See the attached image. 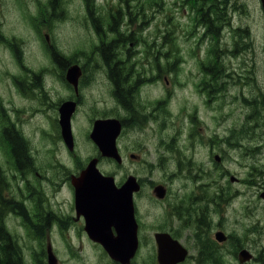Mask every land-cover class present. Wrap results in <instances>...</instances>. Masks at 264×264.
<instances>
[{
    "label": "rangeland",
    "instance_id": "obj_1",
    "mask_svg": "<svg viewBox=\"0 0 264 264\" xmlns=\"http://www.w3.org/2000/svg\"><path fill=\"white\" fill-rule=\"evenodd\" d=\"M48 2L0 0V131L11 123L25 141L34 168L24 176L40 194L44 208L54 209L59 217L74 215L72 187L65 178L76 175L89 158L97 156L88 137L90 119L112 116L129 124L117 140L122 164L101 159L97 168L117 183L135 176L146 191L140 203L143 225H138L134 264L155 260V232L176 234L181 229L185 245L195 233L186 225H161L171 219L153 200L154 183L167 186L174 205L192 208L195 216L205 215L206 222L215 224L219 218L225 225H257L259 218L253 221L261 210L256 213L253 205L264 202L257 201L250 184L264 181V15L259 0H227L230 20L219 43L225 50L224 73L232 76L220 80V91L204 83H209L208 76L200 67L211 58L212 41L195 25L194 10L186 0H60L54 12ZM88 6L106 39L96 31ZM117 11V27L133 38L117 43L115 50L127 80L136 81L129 112L114 95L108 68L97 51L102 41L116 37L108 32V24ZM51 12L56 16L47 23ZM238 28L247 29L250 50L233 54ZM52 52L81 69L80 102L71 124L73 152L58 137L53 121L60 101L74 95L64 81L67 67L62 68ZM32 74L38 78L33 80ZM209 90L218 93L210 102L206 100ZM252 111L261 113L257 134L247 127ZM249 142L257 148L251 150ZM221 149L226 153L221 163L244 179L241 185L228 187L241 191L230 205L220 200L230 190L213 161ZM9 159L0 137L4 188L17 199L24 192L22 177ZM5 224L20 245L25 264H48L47 248L55 264H116L88 239L83 225L72 220L45 226L41 236L16 213L6 215Z\"/></svg>",
    "mask_w": 264,
    "mask_h": 264
},
{
    "label": "water",
    "instance_id": "obj_2",
    "mask_svg": "<svg viewBox=\"0 0 264 264\" xmlns=\"http://www.w3.org/2000/svg\"><path fill=\"white\" fill-rule=\"evenodd\" d=\"M260 2L264 10V0ZM79 76V67L73 65L67 69L65 78L76 87ZM74 109L73 102H64L59 107L61 136L69 150L73 146L70 117ZM121 127L120 121L115 118L96 120L89 134L99 155L113 159L117 163L121 162L116 147ZM97 163L98 158L90 159L78 176L71 177L76 215L84 218V231L91 241L99 243L115 262L128 264L138 246L132 194L138 191L139 186L135 178L130 176L117 187L112 176L100 173L96 167ZM153 192L159 198L165 193L161 186H156ZM155 239L160 264H176L185 258V250L167 234H156ZM47 262L48 264L56 262L49 248Z\"/></svg>",
    "mask_w": 264,
    "mask_h": 264
},
{
    "label": "trees",
    "instance_id": "obj_3",
    "mask_svg": "<svg viewBox=\"0 0 264 264\" xmlns=\"http://www.w3.org/2000/svg\"><path fill=\"white\" fill-rule=\"evenodd\" d=\"M194 10L195 25L201 30L203 36H208L212 41L209 47L210 60L207 63H203V73L207 74L208 79L206 86L212 91H220V80L225 77L232 76L224 73L226 68L223 64L224 48L220 45L219 40L221 38L222 30L225 26L229 25V15L226 10L228 8L227 0H186ZM51 10L54 12L56 7H60V0H49ZM92 9L88 6V14L91 19L94 18L93 24L101 38L106 39L102 29L98 25V20L91 15ZM43 12V10L41 11ZM132 14V13H129ZM56 16L55 13H49L46 17V22L49 23ZM119 18V11L110 16V22L108 24V32L115 34L116 37L110 38L109 41H102L97 47V51L102 57L104 64L109 69V79L114 85V93L118 98L120 104L124 109H128V106L132 103L133 96L135 95V85L133 80H127V74H124L125 68L120 60L116 57V45L119 42L132 41V34L123 35V33L117 27ZM235 43L233 46V54L239 50L249 51L248 46V32L245 28H238L234 30ZM1 39V37H0ZM53 59L66 68L70 65L68 58L61 54L52 52ZM33 80L38 78L37 74H32ZM209 90V96L211 95ZM1 140L5 145L8 155L12 160V164L17 173L24 176L25 173H30L32 169V160L27 154L25 141L15 130L13 125L8 124L1 129ZM25 177V176H24ZM5 175L2 174L0 169V264H25L22 257L21 248L14 237L9 233L5 224V217L8 213H16L20 215L26 224H24L29 230H32L35 235L41 236L43 230L47 225H33L31 218L27 210L23 207V204L16 202L13 197L7 196L4 188ZM40 208V207H39ZM17 211V212H15Z\"/></svg>",
    "mask_w": 264,
    "mask_h": 264
},
{
    "label": "flooded vegetation",
    "instance_id": "obj_4",
    "mask_svg": "<svg viewBox=\"0 0 264 264\" xmlns=\"http://www.w3.org/2000/svg\"><path fill=\"white\" fill-rule=\"evenodd\" d=\"M79 86L80 85H78L77 92H74V98L73 96L67 98V100L74 101L76 106H79L80 102L78 100ZM215 95L218 94H211L208 96L211 98ZM210 98L207 99L208 102L211 101ZM249 104L252 105L250 102ZM131 109L132 107L130 104L126 110L129 112ZM254 113L255 112L252 111L248 116V118L251 119V122L247 127L251 130L257 131L259 120L255 117L258 116V114L254 115ZM91 120L93 122L94 118ZM231 144L235 145L234 143ZM249 145L252 147L251 150L257 148V146L251 142H249ZM241 146H243L242 143L239 147ZM190 147L192 148V145H190ZM225 158L226 153L223 149L220 150V155H213L215 165L219 164L220 166L221 178L224 180L225 184H227V190H230L231 188L229 189L228 187L241 185L244 179L239 172H232L231 169L228 168V164L221 163L222 161H225ZM65 179L68 180L66 182L70 185V180L68 178ZM137 182L139 184V190L133 195L134 215L137 225H143V218L140 217V203L142 197L146 196V191L144 183L140 179L138 180V178ZM155 185L158 184L156 183ZM155 185H153L152 188ZM165 187L168 190L167 186ZM250 188L254 189V195L258 198L257 201L264 202V181L257 180L250 184ZM72 191L71 188L70 192L73 195ZM221 191L224 192L226 190ZM238 193H241V191H238L237 189L227 191L226 198L220 197V200L227 202V204H229V202L232 203V201L236 199L235 195ZM29 199L32 200V217L30 218L33 225H60V223L64 222L66 219L69 221L72 220L81 225L84 224L81 216L77 217L74 214L70 217L61 214L59 217L58 214L60 213L54 209H45L43 200L39 196H34V191L29 193ZM153 200L162 206L166 219H171V222L165 221L162 222L161 225H172V223H174L173 225H186L195 232L193 238L188 237L186 246L183 243L181 229H176V234L169 231H160L166 232L172 238L177 239L188 251L186 259L179 264H264V204H258L257 202L253 205L256 213H258L257 210H261V213L255 217V221H253L255 223L259 218L257 225H225V222H220L221 220L219 218L215 224L208 221L206 222V216H195L192 208H184L181 205H174L173 202L170 201L168 191L163 199H156L154 197ZM45 205H48V202H46ZM39 207H41V211H38ZM192 244L194 245V248H192ZM152 264H158L156 258L153 260Z\"/></svg>",
    "mask_w": 264,
    "mask_h": 264
},
{
    "label": "bare ground",
    "instance_id": "obj_5",
    "mask_svg": "<svg viewBox=\"0 0 264 264\" xmlns=\"http://www.w3.org/2000/svg\"><path fill=\"white\" fill-rule=\"evenodd\" d=\"M79 114L81 115V113L79 112ZM57 116V115H56ZM79 116V115H78Z\"/></svg>",
    "mask_w": 264,
    "mask_h": 264
}]
</instances>
